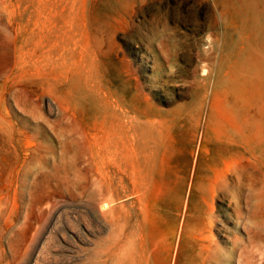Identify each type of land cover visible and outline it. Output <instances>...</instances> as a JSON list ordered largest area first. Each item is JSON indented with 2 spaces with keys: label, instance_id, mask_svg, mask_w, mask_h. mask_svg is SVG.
Returning <instances> with one entry per match:
<instances>
[{
  "label": "rangeland",
  "instance_id": "rangeland-1",
  "mask_svg": "<svg viewBox=\"0 0 264 264\" xmlns=\"http://www.w3.org/2000/svg\"><path fill=\"white\" fill-rule=\"evenodd\" d=\"M257 249L264 0H0V264Z\"/></svg>",
  "mask_w": 264,
  "mask_h": 264
},
{
  "label": "bare ground",
  "instance_id": "bare-ground-1",
  "mask_svg": "<svg viewBox=\"0 0 264 264\" xmlns=\"http://www.w3.org/2000/svg\"><path fill=\"white\" fill-rule=\"evenodd\" d=\"M212 212V211H211ZM206 219L207 218H204V220L206 221ZM207 223L210 225V227H211V225L213 224V219H208V221H207ZM251 233L252 232H250V231H248L247 232V238H246V241H247V243H254L255 242V240L253 239V236L251 235ZM178 236H179V234H178ZM211 239V238H210ZM178 240V239H177ZM258 251H259V253H260V255L259 256H261V261L259 262V264H264V254H263V251L262 252H260V249H257ZM260 258V257H259ZM247 258H244L243 259V264H247V262H249V261H247L246 260ZM260 260V259H259Z\"/></svg>",
  "mask_w": 264,
  "mask_h": 264
}]
</instances>
